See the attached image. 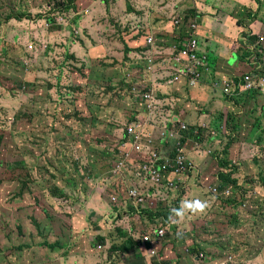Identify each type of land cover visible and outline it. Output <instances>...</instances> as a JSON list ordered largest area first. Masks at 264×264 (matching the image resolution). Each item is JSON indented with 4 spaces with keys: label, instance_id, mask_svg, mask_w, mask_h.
<instances>
[{
    "label": "rangeland",
    "instance_id": "1",
    "mask_svg": "<svg viewBox=\"0 0 264 264\" xmlns=\"http://www.w3.org/2000/svg\"><path fill=\"white\" fill-rule=\"evenodd\" d=\"M99 1L82 0L78 7L72 4L75 12L79 9L72 15L65 8L70 6L65 0H0V239L5 238L7 246L4 254L0 253V257L3 255L2 264H5L3 259L7 264H88L90 250L87 248L92 247L97 255L107 252V245L100 244L102 248L99 249L94 234L89 233H96L99 229L95 216L89 217L88 226H80L78 222L77 232L74 219L83 211L101 209V206L107 209L105 204L108 209L112 206V191L103 192L105 185L100 183L119 172V167L113 168L109 157L113 148L124 145L120 133L127 123V98H133L130 89H136L138 82L147 80L155 98H159L162 91L168 92L167 86L160 84V76L137 70L138 52L127 51L126 37L130 34L131 43L142 30L151 35L163 32L175 17L173 11L176 7H168L171 0L145 7H131L130 0H125L127 7L125 1L109 0L104 4ZM257 1L259 4L256 0H215L213 16L223 22L238 5L249 4L253 17L262 18L264 0ZM142 2L147 5L152 0ZM52 3L56 6H47ZM7 18L10 19L6 21ZM47 18L56 19V24H48ZM217 18L213 19L214 22ZM145 19L162 22V27L153 28L155 33L151 32L143 23ZM205 38L222 43L215 30L205 34ZM169 43L167 41L165 45ZM160 48L165 49V46ZM153 50L156 47L153 46ZM67 54H74L76 60L67 61ZM154 54L156 60L167 62L174 58V53L158 51ZM151 62L155 64L153 60ZM261 63L255 61L252 65L257 69ZM212 64L216 70L218 59ZM159 66L160 63L156 65ZM211 70L209 66L203 75L208 77ZM91 102L98 104L99 109L92 108ZM109 105L113 108H108ZM188 106L189 103H183L181 107L191 113ZM236 107L239 113H246L243 102L236 103ZM192 108L202 115L207 114L200 106L192 105ZM215 108L220 111V107ZM154 115L156 122L150 120L147 132L161 127L162 117L157 112ZM253 115H257V109ZM219 129L221 132L213 135L216 138L214 147L194 156V161L200 163L219 150L214 153L215 163L211 166L208 161L205 166L213 177L219 172L216 162L225 158L223 152L229 141L222 131L224 127ZM243 129L246 142L240 145L236 158L230 162L233 167L229 165V168L240 174L241 179L237 181L248 193L240 197L239 190L234 193L231 190V200L218 196L213 199L209 195L211 200H204L207 208L203 214L186 216L177 223L167 220L168 223L172 221L174 230L168 232L165 241L174 237L178 243L182 242L188 259L203 264H226L225 258L230 257V261L226 260L228 264H264V140L262 136H249L247 126ZM233 133L229 131V134ZM80 167L83 172L78 174ZM229 168L220 169L218 183H233ZM31 174L40 180L31 179ZM145 178L147 175L135 173L132 182L135 186L147 185L141 180ZM190 178L191 185L197 183L194 176ZM68 180L77 184L69 186ZM55 187L63 189L60 192L62 197L48 196ZM202 189L195 186L193 191L187 192L181 186L170 190V200H179L180 206L185 200L197 199L195 191L201 192ZM177 201L158 202L163 208L160 209L162 215L179 207ZM240 201L243 202L241 209H255L256 215L239 214L237 203ZM224 209L227 211L220 213ZM206 212H214L216 216H209ZM150 215L154 218L153 214ZM33 220L42 225V232H37ZM200 221L214 224H204L195 232L191 231L192 226ZM111 225L113 227L115 222ZM178 235L182 237H176ZM187 235L192 240L189 245ZM207 237L218 247L208 242ZM45 242H58L61 246L50 248ZM227 252L229 254L224 257ZM106 255L109 258L115 255L109 264L124 258L121 251L107 252Z\"/></svg>",
    "mask_w": 264,
    "mask_h": 264
},
{
    "label": "crops",
    "instance_id": "2",
    "mask_svg": "<svg viewBox=\"0 0 264 264\" xmlns=\"http://www.w3.org/2000/svg\"><path fill=\"white\" fill-rule=\"evenodd\" d=\"M130 1L131 7H145L158 6L163 0H152V2L147 5L143 4L142 0ZM125 7H127L126 1ZM168 7H176V10L173 11V15H175V17L176 15H182L183 17H186L192 21L196 20L197 22H199L198 29L201 38L202 52L209 55V65H211L212 61L216 58L219 61L218 69L215 70L216 75L218 76V78L216 79L218 80V82H228L232 79L231 77L238 74L239 69L252 66V63L255 62L254 54H256V51L258 49L256 47L257 43H254L253 37L258 38L259 36L264 35V16L262 18H258L255 21L249 19L243 21V24L247 27V31L240 37L239 46H236L235 44H232L231 42L226 40V38L234 37L237 35L236 21L233 18L235 9L229 13V16H226L227 19L225 21L221 22L217 17L213 16L215 9V0H171V2L168 4ZM249 7L250 5L247 4L244 12L248 10ZM175 17L173 21L169 22L168 25L163 28V32H160L158 34L162 39L172 40L173 38H175L177 42H180L178 40L181 38L185 39V31H182L178 34L177 31H175L177 30L173 25ZM215 18H217V22H214ZM143 23L147 27H150L151 32H154L153 28L157 29L162 27V22H157L155 20L145 19L143 20ZM213 30H215L216 37H218L219 40L222 39V43L218 41H210L209 39L205 38V34L211 33ZM161 35H163V37ZM175 45H173L171 48H173ZM164 50L166 53H170V49L165 48ZM214 78H216V76H214L212 79H209V77L205 76L206 81L203 82L204 84H202L198 89H188L185 84L186 82L184 81L167 86L168 92L162 91L160 95L169 96V98L166 100H161V107L159 108L158 114L160 117H162L168 113H181L189 122V126L199 127L206 131L205 138L209 141V145L211 148L215 145H211V143L216 142L211 138L215 137L213 135H215L216 133H220L221 131H218V129L220 127H225L226 123L228 124V127L230 129L229 131L234 132L233 134H229L228 131V134L233 137L232 141L235 140L236 133H239V126L236 123V120L237 117L241 114L239 113V108L236 107V103H238V100L236 103L226 102L221 91L213 89V84L216 83V81H214ZM183 103L190 104V106H188L187 108L188 110L191 109V113H189L184 107H181ZM251 104H253L251 119H253V122L255 123V130L252 136H262L264 140V96L259 95V98H254ZM192 105H194L196 108L197 106H200V108H203V111L207 114H200L198 110L196 111V109L192 108ZM213 105H216L215 107H220V111L213 107ZM255 109H257L256 116L253 115ZM240 110L243 109L240 108ZM219 115L220 119H222L220 123L217 122ZM258 115H261V117ZM231 117H234V120H231ZM227 118L229 123L227 122ZM231 125L232 127H230ZM203 150L204 149L199 148V153L189 152L190 159L194 161L195 154L201 155L204 153ZM206 163L207 161L203 163L202 167L203 170H207L208 173L209 169L205 167ZM213 163L214 162H212L210 165L212 166ZM203 179L205 180V182L201 180V182H197L191 185V178L187 177L184 179L185 184L182 186L185 187L187 192L193 191L195 186L201 187L206 191L205 198L211 200V197L209 196L210 194H208L207 191L209 185H207L208 180L205 178V175L203 176ZM141 180L143 182H147V185L135 186L132 180H128L127 178L113 180L110 184L114 188H116V191L112 193V195L114 194L117 197V204L112 205L109 209L105 204L104 206L107 209H102L101 206V209H89L87 212L83 211L77 214L74 219L75 232H77L76 228L78 222L80 223V226H88L89 217L95 216V221L99 229L96 233L93 231H89V233L94 234L97 243L99 242V239H103L105 241L104 245H107V252L119 251L118 248L121 247L124 243H129L131 245L129 250L123 252L124 258L121 260V264H203L199 261L197 262L188 259L186 255L187 252L183 243H178L177 241H175L174 237L169 238L167 241H165L164 239L160 243L153 242L143 245V237L146 235H152V231H154L155 229L164 227L169 232L174 230L172 222L163 226L159 218H157L156 216L152 218L150 214L156 212L155 206L159 204H154V208H151V202L153 203L152 198L154 197L162 203L176 202L177 199L174 201L170 200L171 191L167 187L159 188L158 185L153 184L148 178ZM133 187L137 188L140 194H148L150 196V199L148 200V207L139 206L136 201L129 197V189ZM145 191H147L146 194H144ZM197 192L198 191H195V193ZM177 206H179L178 202ZM158 209H163L160 204L158 205ZM88 212H90L91 215H88ZM151 219H154V221H152ZM112 222H115V225H113V227H111ZM88 229L90 228H87V230ZM75 235H77V233H75ZM189 235L185 236L186 241L192 243ZM176 237H182V235H178ZM115 244L118 245L116 246ZM87 250H90L89 261L91 262L90 263L88 261V264H103V262L109 264L110 260L112 258H115V255H113L112 258H109V256L106 255L107 252L105 254L97 255V251L93 250L92 247L87 248ZM120 262L117 261L115 264H120Z\"/></svg>",
    "mask_w": 264,
    "mask_h": 264
},
{
    "label": "trees",
    "instance_id": "3",
    "mask_svg": "<svg viewBox=\"0 0 264 264\" xmlns=\"http://www.w3.org/2000/svg\"><path fill=\"white\" fill-rule=\"evenodd\" d=\"M65 1L70 3V6L65 7L66 10H69V12L72 15H73V13L74 14L78 13L79 9H77V11L75 12L74 11L75 8L73 9L72 4L74 5V7H78V2L82 1V0H65ZM106 1H109V0H100L99 2H102V4H104V2H106ZM120 1H125V0H120ZM256 2H257V4H259V1L256 0ZM109 4H112V2H109ZM116 4H118V2H116ZM246 5L247 4L238 5L236 7V9H235V12L233 13V18L236 21V28H237L236 32H237V35L234 36V37L226 38L227 41L231 42L232 44H235L236 46H239L240 37L247 31V27L243 24V21H246L247 19L255 21V20L258 19L257 17H253V11H252L251 7H249L248 10H246L244 12V9H245ZM47 6L48 7L50 6V8H51V7H55L56 4H54V3L47 4ZM254 7L256 9L258 8V6H254ZM53 10H56V9H53ZM38 17H41V16H38ZM8 19H10V18H7L6 21ZM47 21H48V24L55 25L57 20L54 19V18H47ZM192 22L193 21H190L189 22V27H186L185 29L182 30V31H185V33H184L185 39H183V38L179 39L178 41H180V42H177V40L175 38H173L172 40H165V39H162L159 35H151L149 33V31L142 30V33L137 34L139 37H141V36L142 37L141 38L138 37L139 39L133 37L136 40L134 42L130 43L129 40H130L131 37H129L130 34H128L127 37H126L127 47L128 48H126V49L129 52H130L129 49H131V51L138 52V60L139 61L136 62L137 63V65H136L137 70L143 71L146 74L148 73V71L152 72L151 69L149 68L148 61H146L147 56L150 55L153 52V50L150 49L149 46L147 45L148 39H152L153 40V42L155 44V47L157 49H162L160 47L165 46L166 49L173 50V48H171V47L173 45H175L176 42H177L178 50H181V49L184 50L185 49V45L187 44V41L190 40L191 37H192V34H194L193 30L191 29V23ZM195 23L197 25H199V22H195ZM248 31H249V29H248ZM178 33H180V31L177 32V34ZM198 34L195 33L196 36ZM247 35H248V33H247ZM161 36L163 37V35H161ZM262 36H264V35H261L258 38L257 37H253L254 43L255 42L257 43L256 47L258 49L256 51V54H254L255 55L254 61H261L264 58V54H263L260 46H258L259 38L262 37ZM158 37H160V38L157 39ZM78 41H79V43L82 46H84L83 42L80 39H78ZM165 41H169L170 43L165 45ZM180 43H181V45H180ZM130 44H134L135 46L132 47ZM26 50H27V48H26ZM156 53H158V52H156ZM27 55L29 56V54H27ZM152 56L155 57L154 52H153ZM205 58H206V61L209 63L210 62L209 56H205ZM155 59H156V57H155ZM66 60L74 62L76 60V57L74 56V54H72V55L71 54H67ZM162 61H163V59L157 60L158 63H161ZM209 66L211 67L212 70H211L210 74L208 75V77L210 79H212L214 76H216V78H214V81H218V80H216L218 78V76L216 75V72H215L213 64L211 63V65H209ZM217 69H218V67L216 68V70ZM204 71L205 70L201 69L202 73ZM157 75H161V73H158ZM263 75H264L263 71H260V72L256 71V68H254V66L252 65V66L243 67L242 69H239L238 70V74L233 76V77H231L232 78L231 80H235L236 82H241V81H244V79L247 76H250V77L253 78V81H254V80H257L259 77H262ZM203 80H205V79H203ZM132 82L135 83L136 81H132ZM140 84H141V86L139 88ZM109 90L112 91L113 88H109ZM130 91H132V93H133V98L132 97L131 98H127L128 102H129L128 110L127 109L125 110V114H127V116H126L127 123L124 125L125 127L122 128V131L120 133V139H121V141H122V143L124 145H119L118 144L110 152L112 156L109 157L110 158V163H112L113 168L115 166H118V165L122 164L123 165V170H122L121 173H119V175L111 176V177L107 178L110 181L117 180V179H124V178H127L128 180H132V178H134V174L135 173L145 174L142 171V166H144V165L150 166L151 165L150 161L152 159V156H151V152L150 151L145 153L144 149H142V151H140V152H137L135 150L136 139L140 138L141 136L142 137L148 136L149 138L150 137L151 138H155L160 143L161 147L159 149L157 148V149L153 150V152H157L158 153V158L156 159V163H155L154 169L157 168L158 164L160 165V162L162 161V159L164 157L174 158L177 155H179V153L176 152V149L178 148L177 147V142H175V141H173L172 139H169V138H167L166 140H163L161 138V134H160V132L162 133L161 129H158V130H160V132L157 131V130L154 131V132L153 131H151V132H147L146 131V129L148 128L150 120H153V122H156V116L154 115V112H157V114H159V108L161 107L160 101H158L157 99H155V100L153 99V97H152L153 92L150 90V86H149L148 81L146 80L145 82H138V87L136 89H134V90L130 89ZM124 93H126L125 90H124ZM253 93H254V91H250V92L249 91H244V93L241 96H239V97L237 95H231V96L224 95V98H225L226 102H235L236 103L237 100H238V102L239 101L243 102L244 103V109H246V113L240 114L238 119L236 120V123L239 126V133L238 132L236 133V138H235L234 141H232L233 137H231L228 134V131L230 130L229 127H228V124L227 123L225 124V127H224L225 128V136L229 137V141L227 143V147L224 148V152L222 151L223 152V156L225 158L219 160V162H216L217 163L216 169L219 168V172H220L221 168H229V165H232V163L230 164V162H232L236 158V153L239 150L240 145L242 143L246 142V138L243 137V136H245V132H244L243 127L247 126L250 129L249 136H252L253 133H254L255 123L253 122V119H251V116H250L251 115V111H252V107H253V104H251V102L253 101L254 98H259L260 93L257 92L256 95H253ZM91 103H93V102H91ZM92 108H95V109L98 110L99 109L98 104L93 103L92 104ZM100 108H102V106H100ZM108 108L112 109L113 106L109 105ZM111 112L113 113L115 111H111ZM221 120L222 119H219V120H217V122L220 123ZM134 123L138 124L140 126V129L138 130L137 128H133L132 129V134L129 135L128 132L131 131L130 127ZM230 127H232V125ZM195 130L199 131L200 137L204 133V130H202V129L192 128L190 126H187V130L179 131L180 139L174 137L176 140H178L182 144H185L186 146H188L186 148H182V154H184V155L186 154V155H188V157H189V152L190 153L199 152V148L200 149H204L203 150L204 153L208 151V148H211L210 145H209V141L208 140L202 139L200 141V139H199L200 137L194 134ZM218 131H220V129H218ZM237 131H238V129H237ZM226 132H227V134H226ZM211 139L216 141L215 137H212ZM215 143L216 142L211 143V145L215 144ZM194 144H199V145H194ZM216 151H219V150H216ZM222 152H220V154H222ZM214 153L212 155L206 156V158H204L202 160V162L203 163L205 161H207V162L211 161V163L214 162V157L216 156V154H214ZM195 156H197V155L195 154ZM191 162H192L193 168L191 170H188L185 173V175L186 176H188V175L190 176L193 172L196 173V169H197L198 181L201 182V180H202V181L205 182V180L203 179V176L205 175V178L208 180V184L207 185H212L214 187L213 189L217 190L218 198H222L223 199L225 197V195H226L225 192L232 190L233 193H234V191L236 189L239 190L240 197H241V195L243 193H248V192L245 191L244 187H242V185H240V183L238 182L241 179L240 174H238L236 172H232V169L229 168L231 170V173H230L229 177H231L232 180H234L233 183L231 182L229 184H227V183L221 184L219 182L220 183L219 184L218 183L219 172H218L217 176L213 177L209 173H207V170L204 171L202 169L201 160H200V163H196V162H194L192 160H191ZM128 167L130 169L128 171L125 170ZM231 167H233V165ZM82 170L83 169H81V167H80V171H78L79 172L78 174H80V172H83ZM122 175L124 177H122ZM30 177H31V179L40 180L39 177H36L33 174H31ZM177 177L178 176L175 175L172 170H168V171L164 172V174H163V182L169 181V180H174ZM67 184L69 186H73V185H76L77 183L74 180H68ZM229 186H231L232 188H229ZM239 187H241L242 190H240ZM106 189L109 190L110 192L112 191L113 193L116 191V188H114L112 185H109V186L105 185L103 190H106ZM218 190L220 191V193L218 192ZM232 191H231V195H229L228 198H227L228 200H230L229 198H231L232 195H233ZM60 192H63V189H59L58 187H55L53 190L50 191L51 195L48 193V196L51 197V198L52 197L54 198L55 196L62 197ZM20 194H22V193H20ZM208 194H210V193L208 192ZM196 195H197V199H200L202 201H203V198H204V200L206 199L205 198L206 194H205V190L204 189H202L201 192H197ZM210 195L212 197L215 196L212 193ZM177 202H178V204L180 203L179 200ZM229 202H231V201H229ZM237 205H236L237 206V211H238L239 214L246 215L247 217L256 215L255 209H241V207L243 206V202L242 201L237 203ZM226 211H227V209H224V210H221L220 213H225ZM162 212H163L162 210L156 212V216H158V217L164 216V219L166 218L168 220V218L170 216L169 212H167L164 215H162ZM214 212H206V213L207 214L209 213V216L215 217L216 213H214ZM33 221H34V223H35V225L37 227V232H38V230H40V232H42V229H41L42 225L37 220H33ZM204 224L208 226V224H214V222L206 223L204 221H202V222L200 221V222L197 223L196 226L195 225L192 226L191 231L195 232V230L199 229L200 226H203ZM206 240L208 242H210L214 247H216V248L218 247V244L215 241L211 240L210 238L207 237ZM5 241H6L5 238L0 239V253H2V254H4L3 251H5L6 248H7ZM45 243H46V247H50V248H54L55 245H57L58 247L61 246L58 242H55L53 244H50L48 242H45ZM186 243L188 245L191 244V242H189V241L188 242L186 241ZM98 244L104 245L105 241L103 239H99ZM25 247L26 248H30L31 246L30 245H25ZM130 247H131V245L129 243H127L125 247H122V248L119 247L118 250L121 251V252H126L127 250H129ZM191 251L195 252V249H192ZM227 254H229V252L225 253L224 257H226ZM2 256L0 257V264H2V261H1ZM224 257H223V259H224ZM229 258L230 257H226L225 261L228 260ZM3 262L5 264H7L6 263V259H3Z\"/></svg>",
    "mask_w": 264,
    "mask_h": 264
},
{
    "label": "built area",
    "instance_id": "4",
    "mask_svg": "<svg viewBox=\"0 0 264 264\" xmlns=\"http://www.w3.org/2000/svg\"><path fill=\"white\" fill-rule=\"evenodd\" d=\"M191 29L193 30L194 34H192V37L190 40L187 41V44L185 45L184 50H179V53L177 56L174 57V63L175 65H185V70L188 73L187 77L189 78V89L196 88L201 80V69L206 68V63L199 59L197 55V49H198V42L195 36V33L197 31V26L195 24L191 25ZM147 45L150 49L153 48L154 42L152 39H148ZM258 46H260L263 54H264V36L259 38ZM261 64L256 69L258 72L263 71L264 72V58L261 60ZM151 64V62H150ZM223 88L221 89L222 93L224 95H241L244 93V91H257L258 89H261L264 91V75L262 77H259L257 80L253 81V78L250 76H247L244 81L241 82H225L223 84ZM216 90L220 89V86L215 85L214 87ZM154 97V95H152ZM155 98V97H154ZM156 99V98H155ZM131 131L128 132L129 135L132 134V129L137 128L140 129V126L136 123H134L131 127ZM158 129V128H157ZM181 130H186L184 126L181 127ZM160 132V130H158ZM161 133V132H160ZM174 137L179 139V135L174 132H169L167 130V124L163 132L161 133V138L163 140H166L167 138L172 139L173 141L177 142V149L176 152L179 153L174 158L170 157H164L162 161L160 162V165L158 164L157 168L154 169L156 159L158 158V153L153 152L156 147L153 145V143L156 145V141L153 140V138L146 137H140L136 139L135 144V150L137 152L142 151V149L146 152H151V165L150 166H142V171L147 175L148 178H150L151 182L155 185H158L159 188L167 187L170 190H177L182 185L185 184L184 176L185 173L192 168V164L190 163L189 159L186 157V155L182 154V148L183 144L176 140ZM119 167V173L123 170V165H118ZM130 168H126L125 170H129ZM124 170V171H125ZM172 170L175 175L178 177L174 180H169L168 182H163V174L164 172ZM142 174V173H138ZM122 177H124L122 175ZM130 191L128 192V195L131 199L136 201L139 206L147 205L150 199V196L148 194L143 195L139 193V190L137 188H130ZM217 191L213 190V193L215 194ZM113 201H116L117 198L113 197ZM153 203L151 202V207L154 205L155 202H158L156 198H152ZM166 232L164 229L157 230L152 236H145L144 241L145 242H151L153 237H155L157 240L162 239L165 236Z\"/></svg>",
    "mask_w": 264,
    "mask_h": 264
},
{
    "label": "clouds",
    "instance_id": "5",
    "mask_svg": "<svg viewBox=\"0 0 264 264\" xmlns=\"http://www.w3.org/2000/svg\"><path fill=\"white\" fill-rule=\"evenodd\" d=\"M190 21H192V20H190V19H188L186 17H183L182 15H179V16L176 15L175 21H174L173 25H174V27L177 30H180V32H181L186 27H189V22ZM195 22H197V21L194 20L191 23V25L192 24H195L197 26V28H198V25ZM198 33H199V29H197V31H196V34H198ZM196 39H197V42H198L197 55H198V57H199L200 60H202V61H204L206 63V68L203 69V70H206L209 67V63L206 61L205 56H209V55H207L206 53L202 52V50H201V38H200V35L199 34L196 36ZM180 45H181V43H180ZM153 46L155 47V44ZM152 50H153V48H152ZM158 51H160V52L161 51H164L165 52V50L163 48L162 49H157L156 48V50H153L154 53H156ZM169 51H170V53H174V57L177 56L178 53H179L177 44L173 47V50H169ZM153 52L150 55L147 56L146 61H148L149 68L151 69L152 73H154V74L161 73V75H158V76L161 77L160 78V81H161L160 83L161 84H164L166 86H170V85H173V84H177V83H179L181 81H184V82H186L185 83L186 84V87L189 89V85H188V82H189L188 79L189 78L187 77V74L188 73L185 70V65H175V63L173 61L174 58H173L172 61H167L168 63L166 61H162L160 63V66L159 67H156V65L158 64V62L155 59V57L152 56ZM152 60L155 63L154 65L153 64H150V62ZM203 79H205V76L201 72V80H200V83L194 89H198L202 84H204L203 83ZM168 81H170V82H168ZM230 81L236 82L235 80H229L228 82H230ZM224 83H225V81H223V82L216 81V83L213 84V89L216 90L214 87H215V85H218V86H220V89H217V90H220L221 91V89L224 87L223 86ZM151 91L153 92V89ZM259 93H260L261 96H264V91L263 90H261V92L259 91ZM241 95H237V96L239 97ZM223 96H224V94H223ZM168 98H169V96L161 95L159 98H156V99L161 102L162 99L166 100ZM153 99L155 100L154 97H153ZM166 124H167V130L169 132H174V133H176L178 135H179V131H181V127L182 126H184L186 128V130H187V126H189V124L187 123V120L185 119V116L182 115L181 113H177V112L168 113V114H165V116H162L161 127H160V129H161L162 132L165 129ZM194 128H199V127H194ZM199 129H202V128H199ZM156 130L158 131V129H155V130H153V132L156 131ZM222 131H224V130H222ZM194 134L200 137V134H199V131L198 130H195L194 131ZM205 135H206V131L204 130V133L199 138L200 141L202 139H204ZM179 139H180V137H179ZM153 140L156 141V145H158V147L155 146L156 149L157 148L159 149L161 147L159 141L157 139H155V138H153ZM186 147H188V146H186L185 144H183V147H181V148H186ZM186 157L189 159L190 163L192 164L190 158L187 155H186ZM201 164L203 166V162H201ZM192 168H193V166H192ZM202 169H203V167H202ZM192 176H194L196 178V181L199 182L198 181V172H197V169H196V173L193 172L190 176L189 175L188 176L185 175L184 176V179L187 178V177H192ZM109 181L110 180L107 181V179H105V180H103V182H105L106 184H104L103 182H101L100 185L101 186L108 185L109 183L112 182V181H110V182ZM166 182H168V181H165V183ZM213 190H216V189H213V188L209 187L207 191L210 194L212 193L213 195H215L213 193ZM106 191H107V189L106 190H103V192H106ZM112 193L110 194L111 195V203H112V205H115V204H117V200L116 201H113L112 200L113 197H116L114 194L112 195ZM225 194L226 195H225L224 198H226V197L228 198V196L231 195V191H227V192H225ZM216 196H217V194L215 196H213V199H216L217 198ZM231 198H233V195H232ZM231 198H229V199L231 200ZM158 202H155L154 204H157ZM144 206L148 207V204L147 205H144ZM150 207H151V205H150ZM206 208H207V203L205 201L200 200V199L185 200V201H183L180 204L179 207L170 209L169 219H172L173 223H177L180 220H183L186 216H189V215L195 216V215L203 214L205 212ZM155 211L158 212V211H160V209H155ZM156 212L153 213L154 216H156ZM156 217L160 219V221L162 222V225L163 226L169 224L168 222H166L167 219L166 218L164 219L163 216H160V217L156 216ZM173 218H175V219H173ZM160 229H164L165 232H166L165 236L162 239L157 240L155 237H153V239L151 240V242H145L144 241V237L145 236H144L143 239H142L143 245H146L147 243H153V242L160 243L161 241H163L167 237V234L169 232V231H167L166 228L162 227V228L155 229L154 231H152V234H154L157 230H160ZM149 236H152V235H149ZM101 248H102V246L99 244V249H101ZM230 259L231 258H229L228 260L230 261ZM224 262L226 264L229 263L228 261H224Z\"/></svg>",
    "mask_w": 264,
    "mask_h": 264
}]
</instances>
